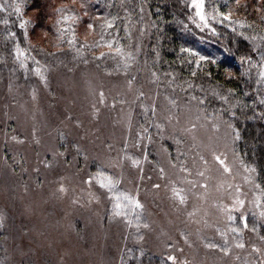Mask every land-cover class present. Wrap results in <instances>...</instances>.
Instances as JSON below:
<instances>
[{"label": "rangeland", "instance_id": "obj_1", "mask_svg": "<svg viewBox=\"0 0 264 264\" xmlns=\"http://www.w3.org/2000/svg\"><path fill=\"white\" fill-rule=\"evenodd\" d=\"M8 2L21 6L19 0H0V5ZM193 10L199 30L212 32L221 24L206 2L208 27ZM143 23L140 33L134 28L120 44L134 57L127 69L107 48L94 53L89 41L78 47L76 34L66 65H44L17 44L23 51L16 61L21 77L0 80V228L7 231L1 264H121L132 228L143 221L147 229L140 242L156 255L175 256L174 264H264V218L252 203L260 196L255 173L242 166L237 141L225 140L221 120L207 116L174 83L154 76L141 59L151 32L149 15ZM67 29L62 26L59 39L73 38ZM260 70L255 67L258 77ZM218 123L219 130L213 127ZM214 152L226 153L231 173ZM125 154L140 165L133 166ZM98 170L119 180L113 192L95 180L91 187L85 182ZM173 189L181 190L184 203ZM125 193L143 207L125 201ZM118 195L126 215L114 214ZM236 196L245 206L233 210L236 219L229 220L226 206ZM238 240L243 248L236 246ZM225 246L228 253L221 251Z\"/></svg>", "mask_w": 264, "mask_h": 264}, {"label": "trees", "instance_id": "obj_2", "mask_svg": "<svg viewBox=\"0 0 264 264\" xmlns=\"http://www.w3.org/2000/svg\"><path fill=\"white\" fill-rule=\"evenodd\" d=\"M19 1V15L11 2L0 8V80L10 74L21 77L16 65L17 44L44 65H66L71 62L72 51L67 38L59 39L62 26H67L68 33L76 32L78 47L89 41L94 53H98L106 48L97 46L103 43L101 35L104 40L127 42L129 32L139 27L140 33L143 18L149 15L151 32L142 45L141 59L158 78L174 83L185 96L190 99L195 96L197 102L205 100L198 103L207 116L220 117L224 110L222 119L232 120L241 132L236 143L238 154L246 165L256 168V182L264 187V116L261 115L264 104L260 103L264 99V85L257 83L259 77L255 73V67L261 63L259 53L264 52V0H240L239 5L236 0H205L209 13L231 11V20L244 25L224 21L214 25L215 32L201 31L193 24L194 10L186 0ZM66 15L72 19L62 20ZM113 17L114 26L102 29V21ZM21 21L27 22V37L25 28L20 27ZM91 21L94 30L87 27ZM181 48H191L208 60L201 61L197 68L195 61L199 57L182 52ZM248 56L252 58L251 64ZM213 89L228 95V102L214 96ZM228 89H234L235 95L229 94ZM230 107L236 113L235 118L228 111ZM138 225L132 228V241L123 253L121 264H174L166 254L156 255L140 242L147 223ZM6 237L7 231L0 228V264Z\"/></svg>", "mask_w": 264, "mask_h": 264}, {"label": "snow or ice", "instance_id": "obj_3", "mask_svg": "<svg viewBox=\"0 0 264 264\" xmlns=\"http://www.w3.org/2000/svg\"><path fill=\"white\" fill-rule=\"evenodd\" d=\"M236 4L239 5L240 4V0H236ZM191 5L195 9L196 16L199 17L200 24L205 26V27H208L209 26V24H208V15L205 12V2H204V0H191ZM81 6L83 7L84 5H81ZM2 7H3V5H0V8H2ZM12 7H14V10L17 13V15H19L20 12H21V6L19 4H15ZM141 11H143V8H141ZM214 11H215V9H214ZM218 16H219V18H221V23H223L224 21H229L230 23H240L241 27L244 26L242 22L232 21L231 20V17H232V12L231 11H229V12H222L221 11V12L218 13ZM216 18H217L216 16L213 17V19H216ZM71 19H72L71 16L62 17V20H64V21L71 20ZM114 19H115V17H113L111 20L105 18L104 23L101 25V28L102 29L104 27L112 28L114 26L113 25V20ZM60 22L61 21H57V23H60ZM5 23H7V21H5ZM26 23H27L26 21H21L20 27L21 28H25ZM87 27L89 29H93L94 25L92 23H89L87 25ZM211 30L213 32L216 31L215 28H212ZM233 30L235 31V29H233ZM58 31H60V30L58 29ZM240 34L244 35L243 33H240ZM13 35H15V34L13 33ZM25 36L27 37L26 28H25ZM74 41H75V31L73 30V38L71 40H69L68 43L71 45ZM101 41H103V43L98 44L97 46L98 47H106L109 50V52H115L116 54H118L124 60L125 69H127L129 61L134 59L132 54L130 52L129 53H125L123 45H120L114 39L104 40L103 35H101ZM181 51L182 52H188L190 55L199 57V59H197L195 61V64H196L197 68L200 67V62L201 61L208 60V57L202 56L198 52H194L193 49H191V48H181ZM22 55H23V51L19 47H17V49H16L17 59H19ZM104 55H105L104 52L100 53L101 57H103ZM157 55H159V53H157ZM259 55H260L261 63L258 65V67L261 70L258 73V75L260 77V79L257 81L258 84L261 83V82H264V52H260ZM243 59H244V57H242V61H243ZM247 59L249 60V62L251 64V61H252L251 56H248ZM21 63L23 64V61ZM37 64H39V61H37ZM253 66H257V65H253ZM35 71H36V73L38 75H41V79L42 80L46 81V77L41 74V70H40L39 67H37L35 69ZM153 75L155 76V73H153ZM192 75L195 76L196 72L193 71ZM208 75L210 76L211 73H208ZM129 85H131V81H129ZM189 86H191V85H189ZM228 93L231 94V95H235V90L234 89H228ZM34 95H35V93H34ZM213 95L214 96H218L225 103L228 102V99H229L228 95L223 94L221 91H217V90L213 89ZM99 96H100L101 100H103V98H104L103 91H101L99 93ZM192 99L195 100V99H198V98L193 96ZM198 102L202 104V103H205L206 101L205 100H199ZM172 103L175 104V101H172ZM260 103L264 104V99H261ZM223 111L224 110H221V116L217 117V119L221 120V122L225 126V129H226L225 133H224L225 140H228L230 138L231 143L235 144L236 141H239L241 139V132L235 126V124L232 122V120H223L222 119ZM228 111L231 113V116L233 118L236 117V113L234 111H231V107L228 109ZM261 115L264 116V113H261ZM156 127L157 128H161V125L157 124ZM195 127H196V125L193 124L192 128H195ZM213 127L217 128V130H219L220 124L219 123L218 124H214ZM13 139H15V137ZM147 139L149 141H151V136H148ZM109 147H111V146H109ZM226 147H227V144H226ZM125 158L131 159V162H132L133 166H137L138 167L140 165V160L139 159H136V158H133V157H129V156H127V154H125ZM147 159H148V156L145 153L144 154V160H147ZM214 159L220 165L223 166L224 172H227V173H231L232 172V168L229 167L226 164V162H225L226 159H227L226 153L221 152L219 154H216L214 152ZM85 160L87 161V156H85ZM205 163H207V161H205ZM241 164L245 168V171L252 172V173L256 172V168L254 166L253 167H249L248 165L243 164V161H241ZM181 170L182 171H186V172L188 171V169L183 168V167L181 168ZM160 172L163 173L164 169L161 168ZM198 174L200 176H203L204 172H199ZM94 180H95L96 184H98L101 189H107L108 192H113L115 187H116V185L119 183L118 179L114 178L111 175L106 174L104 171H101V170H98L94 174H90L88 176V179L85 182L91 187ZM253 183H254L255 188L259 189L260 196H258L257 199L254 200L252 203L256 207H259V208L262 209L260 211L259 215H260L261 218H264V204L261 203V197H264V187H261V185L259 183H255V182H253ZM154 187L159 188L160 185L156 184V185H154ZM203 187H207V185L205 184V185H203ZM59 190L61 192H65L66 191V189H65V187L63 185L60 186ZM239 191H240L239 186H237V192H239ZM173 194H174V196L178 197V199H179V201L181 203H184L185 196L181 194V190L173 189ZM123 199L125 201H128V202L134 204L135 207H137V208H142L143 207V205L140 203V201L138 199H134V198L128 196L126 193L123 194ZM116 200H117V203L114 205V209H116L117 211H115L114 214L116 216L126 215L125 212L120 211V209H122V207H123V205L119 202L121 200V196L118 195L116 197ZM244 206H245V200L239 198V196H236L234 198V203L230 207L226 206V211H228V213H229L228 219L229 220H235L236 217L232 216L231 212L233 210H236V209H243ZM240 219L243 221V227L247 228L248 227V219H247V216L243 212H241ZM129 223H131V221H129ZM2 225H3V217H0V226H2ZM145 227H147V225H145ZM252 230L256 231L255 227H253ZM231 231L239 233L241 230L239 228H232ZM222 235H224V234H222ZM261 239H264V237H261ZM225 244L227 245V240H225ZM207 246L209 248L219 247L218 245H215V244H208ZM236 246L239 247V248H243L244 244L241 241L238 240L236 242ZM255 250L259 251V249H255ZM221 251H223L225 253H228L230 251V248L225 246V247L221 248ZM168 259L172 260V261H175L176 257L175 256H169Z\"/></svg>", "mask_w": 264, "mask_h": 264}]
</instances>
